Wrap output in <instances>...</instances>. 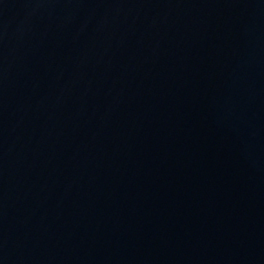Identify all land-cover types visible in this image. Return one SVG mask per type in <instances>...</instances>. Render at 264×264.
Wrapping results in <instances>:
<instances>
[{"label":"water","instance_id":"obj_1","mask_svg":"<svg viewBox=\"0 0 264 264\" xmlns=\"http://www.w3.org/2000/svg\"><path fill=\"white\" fill-rule=\"evenodd\" d=\"M0 264H264V0H0Z\"/></svg>","mask_w":264,"mask_h":264}]
</instances>
